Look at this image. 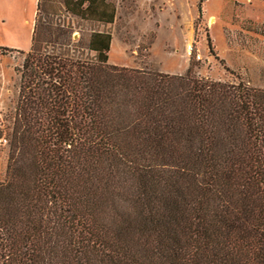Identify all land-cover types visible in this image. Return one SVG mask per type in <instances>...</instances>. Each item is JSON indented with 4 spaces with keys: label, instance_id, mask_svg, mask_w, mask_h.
I'll list each match as a JSON object with an SVG mask.
<instances>
[{
    "label": "trees",
    "instance_id": "1",
    "mask_svg": "<svg viewBox=\"0 0 264 264\" xmlns=\"http://www.w3.org/2000/svg\"><path fill=\"white\" fill-rule=\"evenodd\" d=\"M41 2L6 127L0 264H264V89L111 65L108 32L75 40ZM61 3L115 19L108 0Z\"/></svg>",
    "mask_w": 264,
    "mask_h": 264
},
{
    "label": "rangeland",
    "instance_id": "2",
    "mask_svg": "<svg viewBox=\"0 0 264 264\" xmlns=\"http://www.w3.org/2000/svg\"><path fill=\"white\" fill-rule=\"evenodd\" d=\"M61 1L42 0L41 21L70 25L75 40L108 32L111 65L178 76L193 65L200 77L264 89L263 0H108L115 19L105 27L69 16ZM37 2L0 0V179Z\"/></svg>",
    "mask_w": 264,
    "mask_h": 264
},
{
    "label": "built area",
    "instance_id": "3",
    "mask_svg": "<svg viewBox=\"0 0 264 264\" xmlns=\"http://www.w3.org/2000/svg\"><path fill=\"white\" fill-rule=\"evenodd\" d=\"M187 50H188V54H189V51L191 50V47H190V46H188V47H187Z\"/></svg>",
    "mask_w": 264,
    "mask_h": 264
},
{
    "label": "crops",
    "instance_id": "4",
    "mask_svg": "<svg viewBox=\"0 0 264 264\" xmlns=\"http://www.w3.org/2000/svg\"><path fill=\"white\" fill-rule=\"evenodd\" d=\"M112 25V24H111Z\"/></svg>",
    "mask_w": 264,
    "mask_h": 264
}]
</instances>
